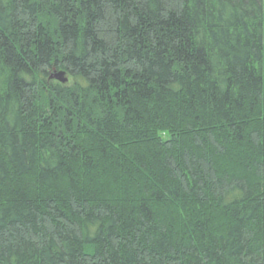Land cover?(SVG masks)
Masks as SVG:
<instances>
[{
  "label": "trees",
  "instance_id": "obj_1",
  "mask_svg": "<svg viewBox=\"0 0 264 264\" xmlns=\"http://www.w3.org/2000/svg\"><path fill=\"white\" fill-rule=\"evenodd\" d=\"M0 264H264V0H0Z\"/></svg>",
  "mask_w": 264,
  "mask_h": 264
},
{
  "label": "water",
  "instance_id": "obj_2",
  "mask_svg": "<svg viewBox=\"0 0 264 264\" xmlns=\"http://www.w3.org/2000/svg\"><path fill=\"white\" fill-rule=\"evenodd\" d=\"M64 74L63 73H58L57 75H55V79L60 82L61 84H66L67 83V79L63 78Z\"/></svg>",
  "mask_w": 264,
  "mask_h": 264
},
{
  "label": "rangeland",
  "instance_id": "obj_3",
  "mask_svg": "<svg viewBox=\"0 0 264 264\" xmlns=\"http://www.w3.org/2000/svg\"><path fill=\"white\" fill-rule=\"evenodd\" d=\"M57 74H58V73H54V74H53V76H52L53 80H56L54 77H55V75H57ZM63 78L67 79V82H68L69 78H68L66 75H64ZM56 81H57V80H56Z\"/></svg>",
  "mask_w": 264,
  "mask_h": 264
}]
</instances>
